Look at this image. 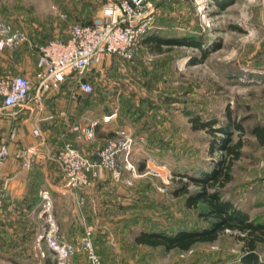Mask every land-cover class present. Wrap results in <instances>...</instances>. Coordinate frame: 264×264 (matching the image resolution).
I'll list each match as a JSON object with an SVG mask.
<instances>
[{"label": "rangeland", "instance_id": "1", "mask_svg": "<svg viewBox=\"0 0 264 264\" xmlns=\"http://www.w3.org/2000/svg\"><path fill=\"white\" fill-rule=\"evenodd\" d=\"M109 1L71 0V12H84L79 21L92 22L98 18L96 12L99 9L101 12ZM58 2L0 0V20L27 32L30 38L36 24L41 26V22L46 26L40 35L45 38L0 50V77L18 73L14 65L21 53L33 56L39 44L50 38L61 39L54 30L69 32L74 23L62 14H70V11L66 7L62 12ZM156 5L151 32L164 37L195 36L203 41L209 54L202 59L201 48L191 45H175L169 49L164 46V51L158 52L143 41L135 59L107 58L87 74L94 90L91 94H80L78 102L86 112L76 114L74 119L78 122L99 119L100 128L98 132L96 129L95 139L77 146L96 159V151L119 130L126 129L133 140L129 162L121 163L119 177L104 169L90 186L74 189L80 192L73 208L77 206L79 212L88 214L82 217L81 223L84 228L93 227V243L101 264H128V252L135 250L134 236L143 228L170 229L176 223L204 224L198 209L187 208L185 197H174L171 193L180 186V172L195 174L200 167L207 169L222 154L220 151L210 153L213 136L192 128L191 116L226 120L229 109L238 118L253 114L254 119L249 118L244 124L248 130L264 114V0H236L225 8H220L215 0H156ZM112 113L116 116L106 121L105 116ZM239 134L235 132L233 138ZM243 138L244 153L235 161L233 179L225 188V197H232L236 203L238 188L247 177L252 183L264 180V146L249 131ZM115 139L118 142L121 138ZM86 149L93 152L87 150V153ZM183 181L189 182L187 177H183ZM189 188L198 189L193 184ZM59 196H53L57 222L62 214L67 216L65 209L68 210L67 201ZM12 221L10 225L16 226ZM44 226V219L39 215L36 246L33 250H21L30 259L17 261L19 264H44L46 260L58 264L54 252L45 243L37 245ZM107 230V239L102 240ZM59 237L63 239L60 229ZM11 240L10 237L8 241ZM258 245L264 259V242ZM199 246L194 258H189V252L175 254V250H169L167 256L161 255L162 264H179L178 258L191 264L195 258L203 261L205 256L211 257V252L215 254L213 264H217L235 259L243 251V241L231 231ZM114 255L115 261L111 259ZM156 257L154 260L159 264ZM201 261L197 262L204 264ZM69 263L89 264L83 251L71 257Z\"/></svg>", "mask_w": 264, "mask_h": 264}, {"label": "built area", "instance_id": "2", "mask_svg": "<svg viewBox=\"0 0 264 264\" xmlns=\"http://www.w3.org/2000/svg\"><path fill=\"white\" fill-rule=\"evenodd\" d=\"M156 0H110L92 22H76L69 28V38H53L38 45V60L35 80L22 73H8L0 77V118L11 110L15 117L16 108L34 110L46 94L60 90L68 80H73L72 95L91 93L93 83L87 74L95 65L107 58H136L143 47L144 37L151 31ZM62 14V17H66ZM32 43L27 32L15 28L11 23L0 20V50ZM116 116H105L109 121ZM100 120L77 122L71 125V132L78 142L95 139ZM35 136H41L40 126L34 128ZM16 138L12 130L9 140ZM115 138H121L117 142ZM133 140L121 129L109 138L106 145L96 151V159L83 153L72 141H65L55 156L68 187L86 188L102 174L104 169L120 176L123 162H129ZM34 146L18 152L24 158L23 165L29 167ZM10 155L8 142L0 143V175ZM41 210L45 226L39 232L37 245L45 243L58 259V264H70L69 259L83 251L89 264H101V258L93 243V227L86 225L81 240L77 243L64 241L59 237V225L53 214L54 199L50 189L40 190ZM82 201V200H81ZM3 199L0 195V208ZM230 231V230H228ZM230 259L217 264H235Z\"/></svg>", "mask_w": 264, "mask_h": 264}, {"label": "crops", "instance_id": "3", "mask_svg": "<svg viewBox=\"0 0 264 264\" xmlns=\"http://www.w3.org/2000/svg\"><path fill=\"white\" fill-rule=\"evenodd\" d=\"M58 1L57 4L62 12L66 9L70 11V14L66 13L65 18L69 19L71 23H87L79 21L84 12L73 10V13L71 12V0ZM99 10L96 12V17L100 14ZM43 24L41 22V26L36 24L35 32L32 33L30 40L33 39L37 42L38 38H45V36H40L46 27ZM54 31L57 32L56 35L60 34L61 37L68 36V30L59 29ZM36 49L38 51V47ZM32 54L33 56L28 52L21 53L15 61L14 68L18 73L25 74L34 81L38 52ZM79 96L73 97L71 83L67 82L61 86L60 90L46 94L34 110L16 108L15 117L9 115L11 113V110H9L5 116L0 118V143L8 142L10 148V155L0 175V195L3 199V206L0 208V264H16L17 261L23 262L30 259V256L23 254L21 250L25 248L33 250L36 246L35 237L39 231L36 224L39 222V209L42 200L40 197L41 189L48 188L53 196L60 195L59 197L63 201H67L66 207L68 210L65 209L67 216L62 214V216L58 215L59 219L57 218L63 240L77 243L84 234V225L82 226L81 220L86 215L88 217V214H84L82 211L79 212L77 206L73 208L74 204L77 203L80 191L67 186L62 172L59 171V164L55 160L56 154L65 141H72L75 145H80V142L75 138V134L71 132V125L78 122L75 121L74 116L86 112V109L82 107L83 105L81 106V103L78 102ZM259 120L264 121V114ZM79 122L82 121L79 120ZM38 126L42 131L41 136H35L33 132L34 128ZM12 130L16 131V138L9 140ZM261 145L264 146V143ZM29 146L36 147L37 152L32 154L30 166L25 167L23 165L24 158L19 157L18 152ZM88 151L89 153L93 152ZM238 190L239 193L236 194V197L239 200L237 203L234 202L232 197L229 196V198L236 206L247 212L251 219L264 223V180L261 178L252 183L247 177V180ZM56 202L57 199L55 198ZM11 221L15 222L16 226L10 225ZM107 233H109V230L103 232L102 237L100 236L102 240L107 239L105 238ZM10 237L13 240L9 242ZM200 244L193 245L189 250L176 248L170 251L175 250V254H179L180 251L189 252V258H194L196 256L194 252L199 250ZM133 245L135 250L128 252V264H156L154 257L158 254L159 256L156 258H159V264H162L161 255L167 256L168 254V251L162 246L151 247L135 242H133ZM190 250L193 252H190ZM211 254V257L210 255L203 256V261L199 257L195 258L196 260L194 259L191 264H199L197 262L199 260L204 264H213L216 261L215 254L214 252H211ZM238 256L236 255V258ZM114 257L115 255L111 257L113 261H115ZM178 260H181L179 264H188L183 262L181 258H178Z\"/></svg>", "mask_w": 264, "mask_h": 264}, {"label": "trees", "instance_id": "4", "mask_svg": "<svg viewBox=\"0 0 264 264\" xmlns=\"http://www.w3.org/2000/svg\"><path fill=\"white\" fill-rule=\"evenodd\" d=\"M235 1L215 0L220 8H225V6ZM68 38L69 33L67 37L61 39L67 40ZM197 39L195 36L164 37L150 31L143 41L158 52H163L164 46L168 49L175 45L198 46L201 48V58L204 59L208 57L209 51L204 48L203 41ZM219 45L217 47H220ZM125 60L129 61L131 59ZM67 82H70L73 87L72 79ZM226 116V120H220L219 118L205 119L200 115L190 117L192 128L205 130L213 136L209 145L210 153L214 154L216 151H220L222 154L219 158H215L207 169L200 167L195 174L180 172V175H182L178 180L180 186L171 191L174 197H185L184 204L187 208L198 209V215L204 220V224L176 223L170 229L155 226L143 228L134 236L136 244L151 247L162 246L167 251L176 248L189 250L197 243L214 242L221 234L230 230L239 240L243 241V253L235 264H264V259L261 258L258 251V244L264 242V223L251 219L249 214L236 206L231 198L225 197V187L233 179V165L244 153L245 140L243 134L249 131L250 134L257 137L260 144H263L264 124L261 120L256 119L247 130L244 125L245 121L249 118L254 119L253 114L238 118L229 109ZM99 128L98 125L97 132ZM235 132L240 133L236 139L233 138ZM140 169H143L142 164ZM183 177H187L189 182H184ZM190 184L196 185L198 189L191 190L189 188ZM44 264L55 263L46 260Z\"/></svg>", "mask_w": 264, "mask_h": 264}]
</instances>
